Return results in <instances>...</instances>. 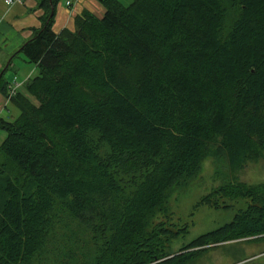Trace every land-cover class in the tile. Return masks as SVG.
Returning <instances> with one entry per match:
<instances>
[{
	"label": "trees",
	"instance_id": "1",
	"mask_svg": "<svg viewBox=\"0 0 264 264\" xmlns=\"http://www.w3.org/2000/svg\"><path fill=\"white\" fill-rule=\"evenodd\" d=\"M59 1L40 0L19 50L37 73L0 116V264H187L264 239V180L201 195L241 206L187 242L168 204L204 156H264V0H98L55 32Z\"/></svg>",
	"mask_w": 264,
	"mask_h": 264
},
{
	"label": "rangeland",
	"instance_id": "2",
	"mask_svg": "<svg viewBox=\"0 0 264 264\" xmlns=\"http://www.w3.org/2000/svg\"><path fill=\"white\" fill-rule=\"evenodd\" d=\"M60 1L64 3L65 0ZM119 1L123 5H128L131 2V0ZM73 4L67 7L64 3L66 8H71ZM23 64L24 66L21 65L20 70L24 74L30 69L34 71L24 79L19 80V82L22 81L19 88H22L37 73L33 64L26 62ZM10 99L7 100L6 96L4 97V107L6 105L7 107L0 114L4 118L14 119L18 115V110L11 104ZM31 99L34 101L32 97ZM5 135V131L0 129V142ZM228 178L239 179L248 183L263 181L264 156L257 161L248 163L241 170L230 173L222 154H208L202 159L199 173L193 179L184 186H175L170 190L168 204L173 212L172 219L177 223H189L188 232L184 237L185 242L201 233L223 225L233 218L241 203H233L228 208L200 205L193 209V205L201 195L208 193L212 187L223 183ZM187 264H264V239L255 238L222 242L215 246L210 245L197 258Z\"/></svg>",
	"mask_w": 264,
	"mask_h": 264
},
{
	"label": "crops",
	"instance_id": "3",
	"mask_svg": "<svg viewBox=\"0 0 264 264\" xmlns=\"http://www.w3.org/2000/svg\"><path fill=\"white\" fill-rule=\"evenodd\" d=\"M39 3L40 0H22L6 4L4 0H0V76L2 75L7 82L13 81L14 77L22 80L34 71L30 69L24 74L20 70L25 60L19 50L31 37L33 29L41 26L44 9ZM84 10L97 16H101L104 12L98 0H77L71 8H66L63 1H59L55 7L52 29L55 32L64 27L72 29L74 17ZM4 105V97L0 94V113L7 107Z\"/></svg>",
	"mask_w": 264,
	"mask_h": 264
},
{
	"label": "built area",
	"instance_id": "4",
	"mask_svg": "<svg viewBox=\"0 0 264 264\" xmlns=\"http://www.w3.org/2000/svg\"><path fill=\"white\" fill-rule=\"evenodd\" d=\"M14 1H18L21 2L22 0H4V2L6 4H11ZM76 0H65L64 3L67 7H70ZM22 81L19 82V80H17L15 77L13 79V81H11L8 84V93L6 96V99L9 100L12 96H14L17 92V90L19 89V87L22 85L21 83Z\"/></svg>",
	"mask_w": 264,
	"mask_h": 264
}]
</instances>
